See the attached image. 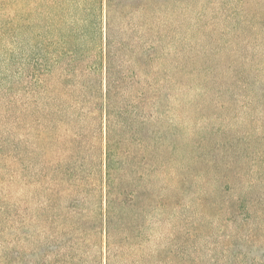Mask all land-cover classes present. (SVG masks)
<instances>
[{
  "label": "trees",
  "instance_id": "trees-1",
  "mask_svg": "<svg viewBox=\"0 0 264 264\" xmlns=\"http://www.w3.org/2000/svg\"><path fill=\"white\" fill-rule=\"evenodd\" d=\"M159 9L161 0H0V18L22 43L11 85L21 96L9 98L24 136L27 247L13 264H42L54 246L50 264H78L84 243L96 247L93 264H121L169 216L177 197ZM232 164L241 171L233 157L209 161L219 193L231 189Z\"/></svg>",
  "mask_w": 264,
  "mask_h": 264
},
{
  "label": "rangeland",
  "instance_id": "rangeland-1",
  "mask_svg": "<svg viewBox=\"0 0 264 264\" xmlns=\"http://www.w3.org/2000/svg\"><path fill=\"white\" fill-rule=\"evenodd\" d=\"M161 8L154 27L167 58L170 199L177 200H170L169 216L125 249L129 256L121 264H260L264 0H161ZM18 37L11 39L0 18V257L8 252L1 264L21 259L27 247L24 136L9 98L13 91L21 96L11 89L22 74ZM213 157L221 165L232 157L242 165L239 172L231 165V189L224 193L221 173L207 168ZM250 189L259 203L249 198ZM80 248L77 263L93 264L96 247ZM56 249L44 247L42 264H50Z\"/></svg>",
  "mask_w": 264,
  "mask_h": 264
}]
</instances>
